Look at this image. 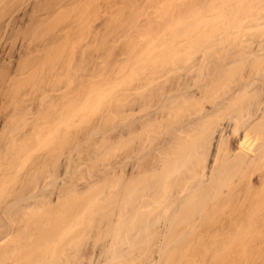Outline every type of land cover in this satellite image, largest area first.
Here are the masks:
<instances>
[{
	"label": "bare ground",
	"instance_id": "bare-ground-1",
	"mask_svg": "<svg viewBox=\"0 0 264 264\" xmlns=\"http://www.w3.org/2000/svg\"><path fill=\"white\" fill-rule=\"evenodd\" d=\"M80 1L0 0V264L3 244L10 249L16 241L18 219L50 217L65 207V171L56 148L61 136L71 142L63 154L77 190L82 54L66 33L76 25ZM251 2L234 0L222 16L240 17L246 5L251 13L242 20L253 23L258 7ZM63 8H71L76 19L49 23ZM236 39L163 40L155 64L152 56L145 59L144 69L126 82L128 159L152 146L155 125L171 123L173 134L166 140L174 147L163 145L166 156L156 173L140 180L136 174L133 187L129 181L126 199L127 217L137 218L146 208L164 216L159 243L171 250V264H264V39ZM154 191L161 193L152 200ZM133 202L135 208H129ZM139 220L137 232L147 234L148 218Z\"/></svg>",
	"mask_w": 264,
	"mask_h": 264
},
{
	"label": "rangeland",
	"instance_id": "rangeland-1",
	"mask_svg": "<svg viewBox=\"0 0 264 264\" xmlns=\"http://www.w3.org/2000/svg\"><path fill=\"white\" fill-rule=\"evenodd\" d=\"M113 1L81 0L76 13L77 19L72 16L74 13L72 14L71 8H66L67 11L63 8L64 13H60V18L59 16L58 18L50 17L49 23L53 22L54 25L56 21L58 25L65 21L71 22L73 18L77 21L76 25L66 33L69 44L71 42L72 45L77 44L82 54L80 71L83 75L84 98L79 115L81 137L78 154L80 164L76 175L78 176L77 186H75L77 190H74L75 192L72 190L75 188H72L74 186L70 183V180L74 181L73 174H70L71 163L70 160L64 159L63 154L69 149L71 142L62 139L61 136L56 148L60 150L58 152L62 161L60 170L65 171L66 179V181L62 180L66 191L62 202L65 207L62 205L61 208L63 212L61 210L62 213L59 212L50 217L33 215L29 216L30 218L24 217L23 221L22 218L18 219L19 232H16V241L10 249H6L7 245L3 244L1 264H162L166 260L169 262L167 264H171V250H164L163 246H160V241H163L166 232L162 226L165 222L164 216L160 218L158 215L157 218L156 211L146 208L145 211L148 210V212L144 211L145 214L137 215L136 212L137 218L132 212L134 216L132 218H135L133 220L127 217L129 214L126 212V199L129 190L134 186L133 178L136 179L138 174V180H140L141 176L147 178L144 176L148 174L149 177L152 172L156 173L161 159L166 156L164 149L172 145L168 142L173 134L169 128L171 123L161 121L159 126L155 125L151 136L152 138L156 136V139L154 141L148 139L149 142L152 141V144L150 143L152 146L147 141V146L150 147L144 149L143 153H136L135 160L128 159L126 147L129 146L130 141L126 136V82L128 84L137 73L144 69L145 59L149 60L152 56L151 64L154 65L155 62L152 60H155L157 50L166 39L172 37L215 40L239 38L238 40L249 41L264 39V0L251 2L254 7V4L258 7L256 11L253 8L254 13H257L253 23L246 18L242 20L248 10L246 5H241L240 17L235 16L234 13L229 18L226 15L222 16L221 10L231 6L234 0L229 2L227 0H115V4ZM249 13L251 11L247 14ZM259 13L263 16L259 17ZM87 73H93L92 77L87 76ZM154 101L155 98H152L151 102ZM152 109L154 107L147 106L148 111ZM105 112H107L106 115L102 117ZM67 126L70 130L69 124ZM43 138L41 137V140H44ZM169 156L172 154L170 153ZM207 159L208 163L209 155ZM132 164L134 168L130 171ZM173 174L177 175V170L173 171L172 177H174ZM53 177L55 178L56 175H52ZM129 181L130 183L132 181L131 187L127 185ZM45 189L47 191L51 189V186ZM149 191L152 189L150 188ZM155 192L151 194L152 200L153 196L161 193L157 191L159 194L156 192V195ZM137 194V192L134 193L136 199ZM148 200L151 202L150 197ZM42 202L45 201L42 200ZM136 203L133 202L128 207H134ZM153 204L155 205L154 202ZM140 214H144L141 216L148 218L149 222ZM154 216L160 223L159 221L155 223ZM126 218L132 220L129 219V222ZM139 219L147 221L149 230L148 227L145 230L150 233L137 232L139 226L136 225L139 224ZM150 221L155 224L152 225ZM24 222H27V225ZM133 226L136 227L133 228ZM130 227H132L131 230H129ZM150 227L153 228L152 231ZM135 233L139 236L137 237ZM148 234L151 235H149L150 238ZM135 236L141 239V242ZM165 236L169 237V234ZM147 237L153 244L149 243V239L146 243Z\"/></svg>",
	"mask_w": 264,
	"mask_h": 264
}]
</instances>
